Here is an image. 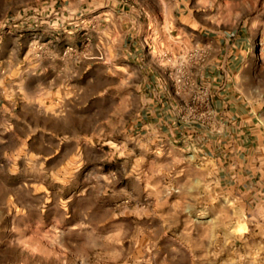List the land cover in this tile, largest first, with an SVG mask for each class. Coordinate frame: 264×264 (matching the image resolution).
I'll use <instances>...</instances> for the list:
<instances>
[{
  "label": "rangeland",
  "instance_id": "rangeland-1",
  "mask_svg": "<svg viewBox=\"0 0 264 264\" xmlns=\"http://www.w3.org/2000/svg\"><path fill=\"white\" fill-rule=\"evenodd\" d=\"M199 29L243 51L235 93L264 132V0H0V264H264V186L146 136L120 68L121 40L141 43L202 126Z\"/></svg>",
  "mask_w": 264,
  "mask_h": 264
},
{
  "label": "crops",
  "instance_id": "crops-1",
  "mask_svg": "<svg viewBox=\"0 0 264 264\" xmlns=\"http://www.w3.org/2000/svg\"><path fill=\"white\" fill-rule=\"evenodd\" d=\"M183 33L181 40L176 41L178 48L193 37L190 32V36ZM194 34L195 41L188 44L203 55V59L197 70L188 72L200 83L198 100L206 107L202 126L188 124L180 118L191 103V90L172 85L169 75L173 71L166 70L160 58L147 55L141 43L137 44L132 38L128 44L121 40L120 54L126 60H122L120 68L131 70L134 85L131 90L136 92L137 106L141 108L136 123L146 136L163 137L171 145L183 138L189 140L205 163L225 171L229 187L243 189V195H253L254 189L264 186V179H253L261 165L250 163L264 153V132L250 110L245 111L248 101L235 93L234 77L241 72V67L237 69V66L242 64L243 51L238 49L234 39L229 40L227 32L212 34L199 29L194 30ZM152 45L160 48L164 44ZM39 65L43 69V61Z\"/></svg>",
  "mask_w": 264,
  "mask_h": 264
},
{
  "label": "built area",
  "instance_id": "built-area-1",
  "mask_svg": "<svg viewBox=\"0 0 264 264\" xmlns=\"http://www.w3.org/2000/svg\"><path fill=\"white\" fill-rule=\"evenodd\" d=\"M177 73H178V74H177L176 77L174 78V85H179L180 80H181V77H180V74H179V70H177ZM193 99H194V98L192 97L191 103L194 101ZM191 103H190V104H191ZM188 107H189V105L185 108V111L180 115V118L183 119V120H186V118H187ZM205 111H206V109H205Z\"/></svg>",
  "mask_w": 264,
  "mask_h": 264
}]
</instances>
